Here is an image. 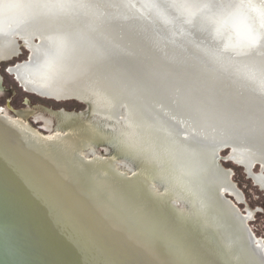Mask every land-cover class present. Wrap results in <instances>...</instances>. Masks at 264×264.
Returning a JSON list of instances; mask_svg holds the SVG:
<instances>
[{
    "label": "rangeland",
    "instance_id": "obj_1",
    "mask_svg": "<svg viewBox=\"0 0 264 264\" xmlns=\"http://www.w3.org/2000/svg\"><path fill=\"white\" fill-rule=\"evenodd\" d=\"M18 1L14 0L17 6ZM94 1L107 5L106 0ZM11 2L0 0V25L17 26L10 35L0 37V117L13 121L34 140L49 138L68 173L78 175L76 168L98 194L118 197L129 210L130 220L150 229L172 251L196 264H264V139L239 137L204 116L205 121L195 122L175 104L169 110L156 93L164 85L160 76L134 70L153 86L149 91L134 90L109 64L107 50L91 51L94 41L54 19L55 26L69 33L65 41L59 42L56 36L35 37L32 44L27 38L11 37L29 23L25 28L29 31L43 28L40 23L48 17L37 7L14 8ZM29 55L38 77L62 92V85H72L75 93L55 98L26 90L17 75L6 69L29 63ZM170 87L173 95L180 96L179 90ZM68 97L79 99H63ZM168 123L178 136L168 133ZM205 124L210 127L206 134ZM194 137L232 144V160L218 162L221 148L212 156L211 148L201 150L200 162ZM221 155L226 157L227 150ZM257 161L262 167L256 165L253 176L261 187L241 166L250 172ZM221 191L238 199L231 197L244 215L218 196ZM184 194L193 196L192 200L187 201ZM249 229L254 235L251 245L260 249V255L248 247Z\"/></svg>",
    "mask_w": 264,
    "mask_h": 264
},
{
    "label": "bare ground",
    "instance_id": "obj_2",
    "mask_svg": "<svg viewBox=\"0 0 264 264\" xmlns=\"http://www.w3.org/2000/svg\"><path fill=\"white\" fill-rule=\"evenodd\" d=\"M158 1L160 3L152 0H106L107 5L101 6L94 0H28V2L19 0L17 6L12 0L11 5L14 8H23L27 4L32 8H39L48 17L43 18L40 23L43 28L29 31L25 29L29 23L18 29L11 37L27 38L31 43L35 37L49 36H56L59 42L65 41L69 33L55 26L53 24L55 20L58 25L74 28L86 39L94 41L95 43L90 44L93 48L91 51L103 53L96 48L107 50L109 64L116 67L119 74L123 75V79L134 90L141 88V90L149 91V86L153 87L135 74L134 70L160 76L164 85L161 86L162 91L156 93L164 100L169 110H172L171 105L175 104L187 110L190 116L195 118V122L197 119L198 122L205 121L202 117L204 116L211 124L239 137L264 139V90L257 86L259 81H264V47L240 57H228L226 67H221L210 55L209 50L217 46L211 41L210 28L202 17L197 16L191 20L196 22L195 25L201 26V32L197 35H192V30L191 32L189 30L191 34L186 30L182 32L186 35L183 38L185 42L182 38L177 40L181 37L180 33L173 30L172 21H170L172 18L177 25H183L205 3H209L213 8L218 7L217 0ZM162 5L164 9L161 8ZM167 5H170L168 10ZM166 12L171 13V16ZM152 18L159 20L157 22L162 31L158 30ZM167 24L172 30L167 28ZM16 27L13 25L8 28L4 23L1 24L0 37L10 35ZM33 59L35 60V57ZM29 61L24 65L11 68V71L17 73L19 79L28 88L57 98L72 94L76 90L72 85H62L64 89L63 92L60 91L59 86L49 83L46 78L38 77L33 65L35 61H31V55H29ZM170 86L179 90L180 96L173 95L174 90ZM196 113L199 115L197 116ZM151 122L154 124L153 121ZM154 125L156 126V122ZM168 125L166 126L168 133L178 136L171 128L172 126L169 123ZM203 128L204 134L210 130L206 124ZM178 129L181 128L178 127ZM217 141L209 137H194L195 144H193L196 145L194 148L200 162L201 150L212 148L210 152L212 156L217 155L220 148L226 145L232 146L230 143L220 144ZM197 155H195L196 158ZM0 157L14 164L21 162L28 169L38 167L45 176L52 178L53 169L59 165L55 158H61V155L57 145L49 138L41 136L34 140L27 131L18 127L13 121L0 117ZM61 164L64 167V163ZM74 170L78 177L77 169ZM69 178L74 180L75 176ZM98 193V191L93 192L97 198L100 196L104 199L101 202L107 206L108 217L111 218L113 226L117 227L119 222H124L128 227H134L132 223L129 224L123 219L125 213L121 209L122 200L118 197L107 198ZM184 197L187 201L193 198L192 196L190 199L185 194ZM105 214L107 215L106 212ZM127 219H130L129 216ZM136 227L134 228L139 231L135 230L136 234H144L142 232L144 227L142 231ZM245 236L249 249L260 255V249L252 247V237L249 233ZM156 242L158 243V240ZM147 244H149L148 241ZM173 257L176 261L178 257L180 258L176 253ZM173 257L170 256L171 259L168 260L162 257L161 263L178 264Z\"/></svg>",
    "mask_w": 264,
    "mask_h": 264
},
{
    "label": "water",
    "instance_id": "obj_3",
    "mask_svg": "<svg viewBox=\"0 0 264 264\" xmlns=\"http://www.w3.org/2000/svg\"><path fill=\"white\" fill-rule=\"evenodd\" d=\"M161 8L164 9V5ZM169 8L170 5H167V10ZM166 13L171 16V13ZM159 20L152 21L162 31L157 22ZM170 21L173 30L180 33L181 37L177 40L185 38L186 35L182 34L184 30H192V35L202 31L194 21H186L183 25H177L172 18ZM18 41L20 46H24L21 39ZM231 148V145L221 148L218 162L220 159L232 160L229 157ZM223 150H227L224 158L221 155ZM55 159L59 165L53 169L51 178L40 172L38 167L28 169L21 162L14 164L0 157V264H163V258L171 259L174 253L180 256L177 261L173 257L178 264H196L178 250L172 251L157 243L150 229L142 231V228L136 227L132 220L127 219L131 215L123 202L121 209L126 216L123 219L144 234H136L138 230L124 222L113 226L108 208L101 202L104 199L93 194L95 190L88 186L87 179L79 176L74 180L69 178L72 175L65 165L62 166L63 158ZM258 164L262 167V163L257 161L250 167V172L245 165L241 166L247 176L260 186L253 176ZM218 196L228 200L239 214L244 215L232 201L233 194L221 191ZM249 235L253 242L254 235L250 229Z\"/></svg>",
    "mask_w": 264,
    "mask_h": 264
},
{
    "label": "clouds",
    "instance_id": "obj_4",
    "mask_svg": "<svg viewBox=\"0 0 264 264\" xmlns=\"http://www.w3.org/2000/svg\"><path fill=\"white\" fill-rule=\"evenodd\" d=\"M218 7L205 3L191 20L203 18L217 47L210 55L221 67L228 57H240L264 47V0H217ZM257 86L264 90V81Z\"/></svg>",
    "mask_w": 264,
    "mask_h": 264
},
{
    "label": "flooded vegetation",
    "instance_id": "obj_5",
    "mask_svg": "<svg viewBox=\"0 0 264 264\" xmlns=\"http://www.w3.org/2000/svg\"><path fill=\"white\" fill-rule=\"evenodd\" d=\"M13 66H11V68H12ZM11 68H10V70H11ZM12 74H14V75H17V73H15L14 71H10ZM17 79L21 82V84L26 88V90H28L29 92H31V93H36V94H39V95H46V96H49V95H47V94H42V93H40V92H38V91H36V90H34V89H30V88H28L24 83H23V81H21L20 79H19V77H18V75H17ZM50 97H54V96H50ZM55 98H57V97H55Z\"/></svg>",
    "mask_w": 264,
    "mask_h": 264
},
{
    "label": "snow or ice",
    "instance_id": "obj_6",
    "mask_svg": "<svg viewBox=\"0 0 264 264\" xmlns=\"http://www.w3.org/2000/svg\"><path fill=\"white\" fill-rule=\"evenodd\" d=\"M6 71L10 73L11 70L10 69H6ZM0 79H2V77H0Z\"/></svg>",
    "mask_w": 264,
    "mask_h": 264
}]
</instances>
